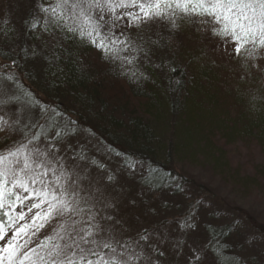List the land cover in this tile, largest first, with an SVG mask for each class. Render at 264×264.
Listing matches in <instances>:
<instances>
[{"label": "snow or ice", "instance_id": "snow-or-ice-1", "mask_svg": "<svg viewBox=\"0 0 264 264\" xmlns=\"http://www.w3.org/2000/svg\"><path fill=\"white\" fill-rule=\"evenodd\" d=\"M26 20L34 40L48 48L55 41L51 64L65 50L60 42L79 41L120 68L133 82L149 79L139 65L151 60L159 40L145 36L161 25L178 30L184 21L235 42L237 56L264 59V0H33ZM0 24V210L20 204L24 221L14 230L0 220V264H173L187 241L172 240L175 223L194 231L184 214L169 218L146 197L151 182L135 195L124 183L136 165L110 166L77 136L74 121L46 105L20 80L12 58L15 28ZM127 32H135L136 39ZM59 34V39L57 35ZM25 58L40 55L36 45L21 47ZM7 61V62H6ZM170 71L175 72L172 68ZM57 117L60 119L58 120ZM119 155V154H118ZM10 221L15 220L4 211ZM218 251V249L216 250ZM186 264H202L209 248H189Z\"/></svg>", "mask_w": 264, "mask_h": 264}, {"label": "trees", "instance_id": "trees-1", "mask_svg": "<svg viewBox=\"0 0 264 264\" xmlns=\"http://www.w3.org/2000/svg\"><path fill=\"white\" fill-rule=\"evenodd\" d=\"M11 1L0 0V24L7 20V27L15 28L16 40L3 46L13 49L12 58L21 65L15 71L26 88L63 113L64 122L74 121L76 139L99 149L98 158L110 155L109 163L116 168L122 161L125 166L136 165L137 175L126 180L135 189L151 182L153 191L146 199L161 212L178 207V213L194 217L202 205L212 206L211 221L199 231L200 247L209 248L202 264H264V73L252 68L248 75L243 72L230 79L234 68L218 61L211 46L199 39L193 44V29L184 21L177 22L178 30L161 25L144 33L162 45H149L152 62L162 68L139 65L150 77L147 80L133 82L120 74L119 62L104 61L94 47L78 40H61L65 50H58L60 58L49 64L43 57L52 58L55 41L45 36L49 47H41L25 23L35 12L33 0H16L17 5ZM180 32L185 40L178 37ZM126 35L136 39L135 32ZM31 45L37 46L40 55L25 58L20 48ZM239 146L260 150L261 161L252 160L251 172L244 169V162L231 161L229 149ZM182 164L209 170L241 199H258L262 212L251 213L245 205L221 211L217 196L184 175ZM164 193L174 200L157 203L155 196ZM24 209L20 204L6 205L0 220L13 229L24 223L18 219ZM193 232L185 233L175 223L170 227L171 237L184 241ZM183 260L175 264H186Z\"/></svg>", "mask_w": 264, "mask_h": 264}, {"label": "rangeland", "instance_id": "rangeland-1", "mask_svg": "<svg viewBox=\"0 0 264 264\" xmlns=\"http://www.w3.org/2000/svg\"><path fill=\"white\" fill-rule=\"evenodd\" d=\"M18 1V0H17ZM12 3L17 5L16 0H12ZM15 9V8H14ZM178 22V21H177ZM164 29H168V27L164 26ZM191 28L193 29L191 36L192 37V43L196 44V41L199 39L200 43H205L213 48V54H218L217 58L218 61L225 62L226 63V68L229 69L230 67H233L234 70L233 72H230L229 78L230 79H236L239 78L243 72L248 75V72L251 71L250 69L255 68L256 71L260 73H264V59H258V60H253L249 61L246 56H237L234 48H235V42L232 41L231 39H225L221 36L218 35H213L211 31H208L206 29H199L198 26L196 25H191ZM180 36L178 37L180 39H184L182 37V33H179ZM185 40V39H184ZM210 49V48H209ZM242 65V68H241ZM238 66V71L236 70L235 67ZM236 71V72H235ZM233 81V80H232ZM252 148H247L245 146H239L235 148H231L230 153L232 155L231 161L233 164L238 163V161H242L245 164L244 168L247 171H252V160H255L256 162L261 161V153L260 150L253 146ZM237 151L241 152V155L237 153ZM239 157V159H238ZM101 158V157H100ZM113 168H116L115 165H110ZM180 170L181 172L186 175L188 178H190L192 181L196 183L203 184L206 186V188H209L211 191V195H216L217 200H220V203L222 204L220 209L221 211H227L229 209L235 208L237 206H242L245 205L247 210H249L251 213H260L262 212V207L258 204V199L254 197H249L246 199H241L237 195H235L231 188L224 184L218 177H216L214 174H212L209 170H204L196 167H191L188 164H182L180 165ZM137 175V173H136ZM135 175V176H136ZM130 181L125 180L124 183L131 189V195H135L138 191H140L142 188L138 187L137 189L134 188L132 183H129ZM149 195V194H148ZM169 194L164 193V194H159L155 196V200L157 203H160L164 201L165 199L169 198V200H174V198H171L168 196ZM190 196V195H189ZM210 196L205 197V200L207 203H210V199H208ZM191 198V197H190ZM186 198V199H190ZM177 199V198H175ZM212 200V199H211ZM197 203V201H195ZM208 203V204H209ZM212 203V202H211ZM262 204V203H260ZM201 205V202H200ZM199 205V206H200ZM203 207L198 208L197 214L193 217L195 220L196 228L195 232L191 233L190 238H187V245L184 248V254L180 257H177L179 262H184L186 257L190 255L189 253V248H200L202 243L201 235L199 233L200 229L202 228L204 223L210 222V210L212 211V206H206L202 205ZM224 206V207H222ZM243 207V206H242ZM244 208V207H243ZM245 208V209H246ZM178 210H180L178 207H173L171 209H167L166 211H163L164 215H166L169 218L172 217H181L184 215V213H178ZM21 212H26V208L21 211ZM183 214V215H182ZM193 216V215H192ZM15 220V219H14ZM18 225H16L13 229V226H10L9 229L14 230ZM198 227V228H197ZM178 232L175 234L177 235L178 233L180 234V231L177 230ZM178 234V235H179ZM172 240L175 241L176 239L173 238ZM203 242V241H202ZM175 258H173L174 261ZM177 259L173 262L175 264L177 262ZM206 264V262H205Z\"/></svg>", "mask_w": 264, "mask_h": 264}]
</instances>
